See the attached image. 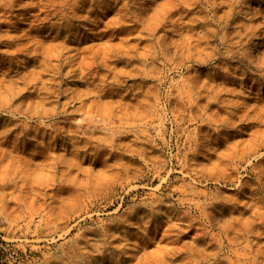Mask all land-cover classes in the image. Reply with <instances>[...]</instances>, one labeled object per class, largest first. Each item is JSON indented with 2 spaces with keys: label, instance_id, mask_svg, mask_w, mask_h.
<instances>
[{
  "label": "rangeland",
  "instance_id": "374dc122",
  "mask_svg": "<svg viewBox=\"0 0 264 264\" xmlns=\"http://www.w3.org/2000/svg\"><path fill=\"white\" fill-rule=\"evenodd\" d=\"M162 2L0 0V264H264V0Z\"/></svg>",
  "mask_w": 264,
  "mask_h": 264
},
{
  "label": "bare ground",
  "instance_id": "6f19581e",
  "mask_svg": "<svg viewBox=\"0 0 264 264\" xmlns=\"http://www.w3.org/2000/svg\"><path fill=\"white\" fill-rule=\"evenodd\" d=\"M169 3H170V0H163V2L162 3H160V4H158L157 5V7L156 8H158V7H160V6H168L169 5ZM238 3V2H237ZM236 3V4H237ZM141 4H142V2H141ZM144 5V4H143ZM66 8V7H65ZM233 11V10H232ZM85 15V14H84ZM234 15V14H233ZM230 19V18H229ZM259 25V24H258ZM264 26V25H263ZM257 27V26H256ZM252 28V27H251ZM253 30V29H252ZM240 33H241V31H240ZM257 34V33H256ZM228 37V36H227ZM241 44V43H240ZM68 45V44H67ZM251 53V52H250ZM228 54V53H227ZM238 54V53H237ZM226 55V54H225ZM235 55V54H234ZM229 56V55H228ZM239 56V55H238ZM226 57V56H225ZM243 59V58H242ZM250 59V58H249ZM253 59V58H252ZM240 60V59H239ZM254 61V60H253ZM252 61V62H253ZM243 63V62H242ZM241 63V64H242ZM254 64V63H253ZM247 65V64H246ZM254 66V65H253ZM248 69V68H247ZM252 69H253V67H252ZM258 69V68H257ZM250 71H251V69H250ZM254 73V72H253ZM208 90V89H207ZM213 92V91H212ZM204 105V104H203ZM43 115V114H42ZM50 116V115H49ZM202 116V115H201ZM227 127V126H226ZM233 129V128H232ZM263 149V148H262ZM255 153V152H254ZM238 181V180H237ZM256 212H258V215H260L261 214V212L260 211H256ZM260 232V231H259Z\"/></svg>",
  "mask_w": 264,
  "mask_h": 264
}]
</instances>
